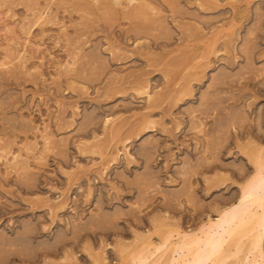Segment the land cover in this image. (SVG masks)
<instances>
[{
  "label": "rangeland",
  "instance_id": "obj_1",
  "mask_svg": "<svg viewBox=\"0 0 264 264\" xmlns=\"http://www.w3.org/2000/svg\"><path fill=\"white\" fill-rule=\"evenodd\" d=\"M262 158L264 0H0V264L181 259Z\"/></svg>",
  "mask_w": 264,
  "mask_h": 264
},
{
  "label": "bare ground",
  "instance_id": "obj_2",
  "mask_svg": "<svg viewBox=\"0 0 264 264\" xmlns=\"http://www.w3.org/2000/svg\"><path fill=\"white\" fill-rule=\"evenodd\" d=\"M143 90L145 89H142V91L139 90L141 91L140 93H143ZM257 159L255 160L257 161ZM261 161L263 162L262 165L260 163ZM260 162H257V164L259 163L258 165L260 166L255 164L257 165L258 169L259 167L261 169V171H259L258 173L259 176L249 180L248 181L249 183L246 186H244L242 190L240 189L241 192L238 196L236 203L233 204L232 206H229L226 209H223V211L219 213L218 220L215 223L212 224L208 222V225L206 227H208L207 228L208 230L209 228H214V231H215L214 234H212V232L210 234L208 230L206 231V233H204V231L202 230L203 232L200 231V234L203 233L201 236L195 235L193 237H187L186 235H184L180 243H177L178 252L176 251V254L177 253L184 254V257L181 259H176L177 256H174L173 254L170 257V259L167 261V263H165L166 261L163 262L164 264H207L211 257L213 260L215 259V263L211 261L210 264L211 263L218 264L222 261H223L222 263H224L226 261L227 254H228V252H226L225 254V252L223 251L225 244L230 240V238L234 237V235H237L241 231H242V235L244 236L250 232H253V236L251 237L249 249L247 250L244 256L245 262L243 264H264V253L262 250V239H263V234H264V158H262ZM210 224H212V226H210ZM242 235L238 234V236H240L241 239L242 237L244 238V236ZM238 236H237L238 238L237 241L240 238ZM245 239L247 240L248 237ZM234 240H235V237H234ZM235 243H236L235 245L240 244L239 242L238 243L235 242ZM235 245L233 249L235 250L236 248V252L234 254L240 253L238 252L240 246L237 245L235 247ZM242 245H244V243ZM154 249L155 251L158 250V248L157 250L156 248ZM174 251L173 253H175ZM140 254H144L143 251ZM231 255L236 257L232 253ZM156 256H159V254ZM161 256L159 257V259L163 257ZM126 257H129V256H126ZM144 258H142L138 253H136L134 256L130 258L129 262H126L127 260L126 261L123 260V261H125V264L127 263L128 264H146L147 263L146 260L148 258H145V259ZM228 258H231V257H228ZM228 258L227 260L229 261ZM216 260L218 262H216ZM151 263L154 264V261L153 262L151 261Z\"/></svg>",
  "mask_w": 264,
  "mask_h": 264
}]
</instances>
